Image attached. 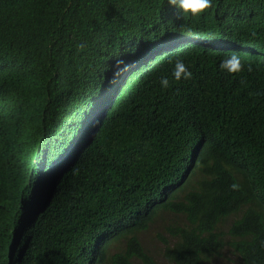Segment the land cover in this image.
<instances>
[{"label": "trees", "instance_id": "obj_1", "mask_svg": "<svg viewBox=\"0 0 264 264\" xmlns=\"http://www.w3.org/2000/svg\"><path fill=\"white\" fill-rule=\"evenodd\" d=\"M0 264H264V0H0Z\"/></svg>", "mask_w": 264, "mask_h": 264}, {"label": "clouds", "instance_id": "obj_2", "mask_svg": "<svg viewBox=\"0 0 264 264\" xmlns=\"http://www.w3.org/2000/svg\"><path fill=\"white\" fill-rule=\"evenodd\" d=\"M213 0H169L171 5L178 7L183 14L191 15L192 17H198L204 14L209 8L212 7ZM194 41H197L193 39ZM208 40H202L200 43L204 44ZM211 45L210 43H207ZM205 44V45H207ZM215 45V44H214ZM215 46L223 48L224 45L216 44ZM227 46V45H226ZM219 68L221 71H224L230 75L238 74L244 71V64L241 61V57L236 52L228 53L223 59H221L219 63ZM127 70V66L124 65L122 60H117L116 63L112 66L110 71L112 72V81L115 82L124 71ZM249 70H251L249 68ZM192 76L191 71L188 69L182 58L177 57L174 61L173 71H172V79L176 82L181 80H189ZM159 86L162 89H167L170 86V80L167 76H161L159 79ZM202 148L203 146H199ZM194 155L201 152V150L195 149ZM172 187V185H167L165 187L166 192ZM142 236V240H143Z\"/></svg>", "mask_w": 264, "mask_h": 264}, {"label": "bare ground", "instance_id": "obj_3", "mask_svg": "<svg viewBox=\"0 0 264 264\" xmlns=\"http://www.w3.org/2000/svg\"><path fill=\"white\" fill-rule=\"evenodd\" d=\"M151 165V164H150Z\"/></svg>", "mask_w": 264, "mask_h": 264}]
</instances>
